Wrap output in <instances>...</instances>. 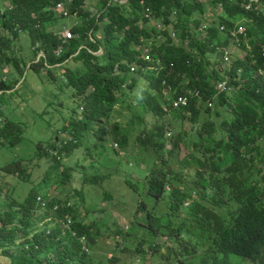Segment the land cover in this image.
Returning a JSON list of instances; mask_svg holds the SVG:
<instances>
[{
    "label": "trees",
    "instance_id": "1",
    "mask_svg": "<svg viewBox=\"0 0 264 264\" xmlns=\"http://www.w3.org/2000/svg\"><path fill=\"white\" fill-rule=\"evenodd\" d=\"M8 1L9 5L3 8L0 5V65L6 63L12 68L8 76L0 80V140L4 138L11 147L23 140V123L10 120L4 109L28 63V67L37 72L52 70L50 74L58 69L56 64L66 67L62 76L72 88L73 96L80 98L77 106L81 107V112L77 113L74 107L60 126L68 134L62 139L56 135L54 140L37 143L38 158H48L55 169L61 166L60 160L72 148L85 144L84 138L87 139L85 146L102 157L108 154L103 137L117 140V146L128 147L131 133L139 130L136 144L152 145L159 153L163 144L157 138L163 135L162 121L168 116L165 88L171 85L177 94L184 92L185 85L198 88L203 98L214 99L216 104L206 108L212 111L204 124L196 97H191L185 106L191 113V121L202 123V133L194 140L184 161L185 165L195 168L196 184L206 186L209 180L215 183L217 193L214 204L194 201L190 207L213 222V241L226 255L221 260L223 263L227 264L229 254L252 261L264 258V35L257 34L258 31L264 33V0L253 2L252 8L246 5L253 0H208L221 11L217 17L208 13L194 16L198 10L205 12L203 0H102L100 13L94 15L83 8L86 0ZM60 1L71 16L83 18L82 24L72 26L76 36L64 41L55 31L44 29L45 23L57 18L51 8ZM147 8L155 15V20L163 21L161 29L149 24L145 17ZM206 17L212 21L203 30L201 25ZM19 24L33 35V45L38 44L33 46L36 54L44 49V56L38 58V54L33 53L26 61L9 53L12 39L5 31L18 37ZM221 24H225L226 29L222 30ZM244 24L248 30L247 42L244 34L236 37L231 34ZM231 43L241 51L231 53L226 59L218 47ZM60 44L61 53L57 55ZM100 49L102 52H98ZM220 64L222 67L218 68ZM134 66L137 70L133 72L131 67ZM56 76L54 74L53 78ZM221 79H228L234 85L232 94L217 93L215 80ZM141 81L148 86L143 87L142 94L135 99L130 91ZM125 98L145 102L155 116L154 121L134 112L127 115L126 124L124 120H114V113L123 110ZM61 104L52 101L50 107ZM229 107L235 115L232 120L221 112ZM217 117L222 128L215 124ZM174 151L175 148L171 149ZM95 159L93 154L89 164L95 163ZM158 159L166 160L163 154ZM18 164L14 161L2 169L26 174L27 169ZM244 166H249L250 173ZM60 171L61 184L68 183L72 187L76 183H73V166L64 165ZM83 171L85 181L97 183L102 178L88 175L86 166ZM254 177L257 178L254 180ZM159 182L150 186L149 191L155 196L163 190V178ZM37 189L32 188L24 201L13 202L19 206L18 211H13L20 214L21 226L14 224L17 216L14 213L0 216V250L8 256L9 264H95L80 241L86 237L89 247L96 243L93 224L80 217L75 202L69 197L47 198L46 205L53 209L52 220L57 221L42 228L33 225L32 216L39 206ZM174 192L180 202L189 197L187 191L175 189ZM226 202H232L235 207ZM214 205L223 212L216 211ZM147 216L149 221L154 218L150 213ZM18 231L23 235H18Z\"/></svg>",
    "mask_w": 264,
    "mask_h": 264
},
{
    "label": "rangeland",
    "instance_id": "2",
    "mask_svg": "<svg viewBox=\"0 0 264 264\" xmlns=\"http://www.w3.org/2000/svg\"><path fill=\"white\" fill-rule=\"evenodd\" d=\"M102 2L86 0L83 8L92 15L99 14ZM203 2L205 12L200 13L198 10L194 16L208 13L217 17L221 13L218 7L209 4L208 0ZM9 4L8 0H0L2 8ZM51 9L57 18L45 23L44 29L55 31L56 36L63 41L65 38H74L76 34L72 26L76 20L63 16L55 6ZM78 20L82 24L81 16ZM69 29L73 36L65 37L64 31ZM5 32L12 39L10 54L26 61L30 60L33 53L36 54L33 50V35L20 24L18 37H13L7 30ZM257 34L264 35L261 31ZM229 47L234 54L239 51L235 45L231 44ZM61 49L60 44L56 51L57 55L61 53ZM44 52V49H39L36 55L45 54ZM3 64L0 65V80L6 78L12 68V65ZM73 65L76 63L73 62ZM28 66L29 63L24 75L21 78L17 77L19 81L14 88L13 96L7 99L4 109L10 120L23 123L24 135L23 140L12 147L6 144L8 141L4 138L0 140V216L14 213L17 215L14 224L21 226L20 214L13 211H18L19 206H15L13 202L24 201L32 188H38L39 206L35 210V216H32L33 225L42 228L57 221L52 220L53 209L46 205L47 198L69 197L71 202H75L80 217L85 222L93 224L96 243L90 247V254L95 264H225L221 261L225 258V253L220 251L213 241L215 234L213 222L190 207L194 201L202 203L209 201L214 204V194L217 193L213 186L215 183L208 180L209 184L206 186L196 184L198 174L195 168L185 165L184 161L187 160L184 156L189 154L194 140L202 133L200 129L202 123L209 120L212 109L206 110L205 100L198 101L203 122L193 123L190 119L191 113L183 105L175 103L174 93L165 94L167 100L165 109L168 116L162 121L163 135L157 138L159 143L163 144L159 153L152 145L145 147L136 144L139 130L131 133L128 147L117 146L118 141L112 139L110 135H108L110 138L103 137L108 154L104 153L102 157H99L101 156L99 152H92L85 146L87 139L84 138L85 144L72 148L67 156L60 160L61 166L55 169L52 167L53 162L48 158L43 157L42 160L38 158L37 143L54 140L56 135L62 139L68 134L60 126L64 117L69 118L74 107L77 113L81 112V107L77 106L80 98L73 96L72 88L67 86L62 76L66 72V67L56 64L58 69L50 74L52 70L37 72ZM220 66L222 67V64L218 68ZM208 69L210 70L209 67ZM54 74H57L56 79L53 78ZM151 76L154 77L155 72ZM147 86L144 81L138 82L137 87L130 93L136 99L142 94L141 89ZM52 101H60L63 104L50 107ZM122 105L123 110L118 109L114 113V120L121 119L126 124L129 118L127 115L131 116L133 112L149 121L155 119L153 112L148 110L147 104L143 101L138 102L134 99L129 101L125 98ZM221 112L229 120L235 118L232 107ZM219 123L220 118L217 117L215 124ZM173 148L175 151L171 152ZM93 154L97 159L95 163L89 164ZM160 154L165 156V162L158 159ZM84 156H87V159ZM14 161L19 162L18 166L27 169L26 174L10 173L2 169ZM35 162L38 164L34 165ZM64 165L73 166L75 170L72 177L73 183H76L72 187L59 181L62 175L60 170ZM84 166L88 175L95 174L102 178L97 183L83 180ZM244 168L250 173L249 166ZM206 176H209V173H206ZM162 178L163 190L155 196L149 191L150 186L159 184ZM256 178L254 177V180ZM175 189L187 191L189 197L180 202L179 196L174 192ZM199 195L206 196L207 199ZM38 197H41L42 201ZM188 202L189 206L186 205ZM176 203H179V207H176ZM226 203L234 206L232 202ZM142 204L145 206L142 207ZM214 207L216 211L221 210L215 205ZM147 212L154 217L150 223ZM68 225L66 224V227ZM17 233L23 235V232ZM112 255L114 260H110ZM9 263L8 256L0 250V264ZM227 264H264V258L251 261L229 254Z\"/></svg>",
    "mask_w": 264,
    "mask_h": 264
},
{
    "label": "clouds",
    "instance_id": "3",
    "mask_svg": "<svg viewBox=\"0 0 264 264\" xmlns=\"http://www.w3.org/2000/svg\"><path fill=\"white\" fill-rule=\"evenodd\" d=\"M259 1L260 0H253V1H251V2H249L247 5H246V7L247 8H252L253 7V2H258L259 3ZM60 2H62V1H60ZM64 3V2H63ZM65 5V4H64ZM56 7V6H55ZM65 8H66V6H65ZM66 10H67V8H66ZM61 11V10H60ZM68 11V10H67ZM62 12V11H61ZM69 12V16H66V17H72V19H75L76 21L75 22H77L78 21V24L80 23L79 22V20L77 19V17L75 16V17H73V16H71V13H70V11H68ZM63 13V12H62ZM77 13L75 12V15H76ZM64 15V14H63ZM145 17H147L148 18V22H149V24L153 27V26H155V27H157V28H159V29H161L162 27H163V21L162 20H155L154 19V17H155V15L154 14H152L151 13V11H150V9L149 8H147L146 9V11H145ZM212 21V18H210V17H206V20L202 23V25H201V28L203 29V30H206L207 28H208V26L210 25V22ZM76 25V24H75ZM240 26H244V28H245V31H244V33H237L236 35H233L232 33L233 32H235V31H237V30H239V27ZM140 27H143V24L142 23H140ZM221 29L222 30H224V29H226V25L225 24H221ZM237 30H235V31H231V34L234 36V37H236L238 34H244L245 36H246V41L245 42H247L248 41V30H247V26L244 24V25H239L238 26V29ZM171 34H172V36H175L176 34H175V32L174 31H172L171 32ZM158 38H161V35H158ZM238 40V42L240 43V40L239 39H237ZM232 45H235V46H237L236 44H234V43H231ZM231 44H229V45H231ZM229 45L228 46H219L218 48L221 50V52L223 53V55H224V57L226 58V59H229L230 58V56H231V49H230V47H229ZM238 47V46H237ZM239 48V47H238ZM240 49V48H239ZM225 50H228V55H226L225 54ZM239 51H241V49L239 50ZM98 52H102V49H100V51H98ZM45 54H40L39 56H38V58L39 57H41V56H44ZM219 66V65H218ZM137 70V67L136 66H134V67H131V71H136ZM154 70H158V69H154ZM239 72H241V70L239 69ZM223 82H225V84H226V87H221L220 85H221V83H223ZM215 87H216V90H217V93H222V92H227V93H230V92H232L233 91V89H234V85L233 84H231V83H229V81H228V79H221V80H219V81H217V83L215 84ZM167 93H174V101H175V103L176 104H179V105H183L184 107L185 106H187L189 103H190V98L191 97H196L197 99H198V101L199 100H202V99H204L205 100V102H206V105H207V107L210 109L211 107H214V105H215V101H214V99H207V98H203V96H202V92L198 89V88H190V87H188V85H185V89H184V92L182 93H178L177 94V91L171 86V85H168L166 88H165V94H167ZM181 98H187V102L186 103H183V100L181 99ZM38 199L40 200V201H42V198L41 197H38ZM186 205H189V202L186 204ZM147 213H149V212H147ZM148 217V216H147ZM69 222H70V220H69ZM149 223H150V221H149ZM80 241H81V243H82V245H83V249L86 251V252H90V247L87 245V243H86V237H82V238H80ZM238 256V255H237ZM113 257V255L112 256H110V258H112ZM244 259H246V258H244ZM247 260H249V259H247ZM252 261V260H251ZM257 261V260H256Z\"/></svg>",
    "mask_w": 264,
    "mask_h": 264
},
{
    "label": "built area",
    "instance_id": "4",
    "mask_svg": "<svg viewBox=\"0 0 264 264\" xmlns=\"http://www.w3.org/2000/svg\"><path fill=\"white\" fill-rule=\"evenodd\" d=\"M56 8L59 9V10H61L65 16H69L70 15L69 12L66 10L65 5H64L63 2H58L56 4ZM75 24H78V21L75 22ZM244 31H245L244 26H240L239 27V30L233 32L232 34L233 35H236L237 33H244ZM64 35H65V37H72L73 36V33L69 29V30L64 31ZM225 54L228 55V50H225ZM220 86L221 87H223V86L226 87L225 82L221 83ZM181 99L183 100V103H186L187 102V98H181Z\"/></svg>",
    "mask_w": 264,
    "mask_h": 264
}]
</instances>
